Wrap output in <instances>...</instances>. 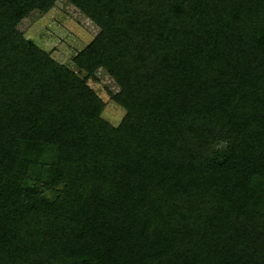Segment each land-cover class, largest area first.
Instances as JSON below:
<instances>
[{
    "label": "trees",
    "instance_id": "1",
    "mask_svg": "<svg viewBox=\"0 0 264 264\" xmlns=\"http://www.w3.org/2000/svg\"><path fill=\"white\" fill-rule=\"evenodd\" d=\"M59 1L0 0V264H264V0H64L73 67Z\"/></svg>",
    "mask_w": 264,
    "mask_h": 264
},
{
    "label": "rangeland",
    "instance_id": "2",
    "mask_svg": "<svg viewBox=\"0 0 264 264\" xmlns=\"http://www.w3.org/2000/svg\"><path fill=\"white\" fill-rule=\"evenodd\" d=\"M98 31L99 28L75 7L60 0L26 31V38L50 52L57 61L73 67V57ZM98 78V81H89V84L106 103L105 118L117 125L124 114V110L110 95V92L118 90L117 85L102 70L98 72Z\"/></svg>",
    "mask_w": 264,
    "mask_h": 264
}]
</instances>
